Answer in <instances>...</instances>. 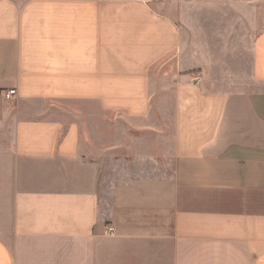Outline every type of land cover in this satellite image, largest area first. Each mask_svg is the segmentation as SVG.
Instances as JSON below:
<instances>
[{"label": "crops", "instance_id": "obj_1", "mask_svg": "<svg viewBox=\"0 0 264 264\" xmlns=\"http://www.w3.org/2000/svg\"><path fill=\"white\" fill-rule=\"evenodd\" d=\"M220 1L258 4L176 3ZM184 32L157 0H0V264H264V30L246 85L180 61L158 97Z\"/></svg>", "mask_w": 264, "mask_h": 264}, {"label": "rangeland", "instance_id": "obj_2", "mask_svg": "<svg viewBox=\"0 0 264 264\" xmlns=\"http://www.w3.org/2000/svg\"><path fill=\"white\" fill-rule=\"evenodd\" d=\"M157 3L162 12L176 18L185 27L181 53L170 55L151 70L154 93L158 97L165 90L170 94L173 92L180 61H184L187 67L206 70L217 89L234 90L250 81L252 47L256 38L253 33L264 30V0H258L257 5H248L245 15L239 5L223 1L215 5L213 11L208 5H180L176 0H157ZM190 10L196 15L193 21ZM208 11L213 14L209 15ZM214 15L218 20L213 19ZM239 17L244 19L240 21ZM102 126L103 133L109 130L106 122H102Z\"/></svg>", "mask_w": 264, "mask_h": 264}, {"label": "built area", "instance_id": "obj_3", "mask_svg": "<svg viewBox=\"0 0 264 264\" xmlns=\"http://www.w3.org/2000/svg\"><path fill=\"white\" fill-rule=\"evenodd\" d=\"M18 95L17 88H12L4 92V97L9 100V101H14L16 100Z\"/></svg>", "mask_w": 264, "mask_h": 264}]
</instances>
